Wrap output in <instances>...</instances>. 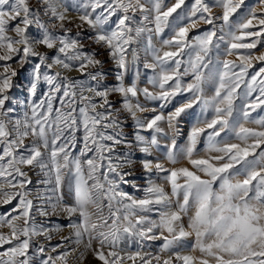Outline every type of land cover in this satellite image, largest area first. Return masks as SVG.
Masks as SVG:
<instances>
[{
  "label": "snow or ice",
  "instance_id": "obj_1",
  "mask_svg": "<svg viewBox=\"0 0 264 264\" xmlns=\"http://www.w3.org/2000/svg\"><path fill=\"white\" fill-rule=\"evenodd\" d=\"M70 8L77 14L75 20L68 15ZM213 8L220 13L213 15ZM66 24L77 29L87 25L92 42L107 49L121 69L117 86L100 87L104 72L87 70L102 69L103 61L96 52L83 51L85 45L69 35L72 28ZM201 24L211 28L190 37V31ZM32 27L39 36L30 34ZM57 28L63 35L56 34ZM165 29L169 35L157 46L153 37H163ZM142 42L145 55L150 56L143 68L151 71L148 83L155 91L138 88ZM40 46L45 50H39ZM258 46L261 50L253 51ZM49 51L54 52L51 57ZM14 57L20 64L29 57L38 58L29 91L35 97L43 79L49 92L38 102L33 100L22 119H11L12 109L5 108V103L11 99L7 93L16 72L8 63L0 65V206L12 205L0 214V264H35V256L29 254L33 238L50 242L52 233L63 232L59 226H38L35 216L57 213L70 220L79 217L78 223L69 224L71 233L60 237L76 247L55 257L48 255L40 264H69L68 258L76 252L80 262L91 254L101 264H125V260L133 264L137 260L140 264H264V116H252L264 109V0L252 7H244V0L211 4L207 0L191 4L186 0H73L71 4L36 0L35 7L31 0H0V61ZM257 63L258 70L249 75ZM129 65L135 75L125 85ZM41 66L48 71H79L98 83L93 87L88 79H72L61 71L42 74ZM188 76L191 81L185 83ZM112 93L121 96V108H114L109 100ZM183 93L191 95L167 114L141 103V96L158 100L163 109ZM57 94L59 106L54 108ZM196 105L201 106L204 119L196 120L187 143L178 146L180 117ZM124 112L134 121L137 146L146 156H152L154 147L161 148L158 136L163 135L168 140L163 145L165 161L172 165L187 161L188 166L178 168L165 167L159 159L140 162L146 173L153 169L167 173L162 180L170 191L151 178L143 198L120 190L119 184L128 183L125 177L132 175L121 169L135 163L115 151L121 144L133 147L119 138ZM81 129L83 147L74 156ZM140 131L150 132V138ZM201 137L205 144L198 149ZM24 169L42 175L45 179L40 183L54 185L51 190L57 193L55 202L48 197V207H39L37 213L32 212L33 201L28 198L27 186L33 181ZM65 193L73 199L71 205L62 203ZM151 213L159 219H152ZM132 240L163 243L159 254L136 252L125 257L118 246ZM184 247L200 255L183 254L178 249ZM34 251L44 254L45 244L35 245Z\"/></svg>",
  "mask_w": 264,
  "mask_h": 264
},
{
  "label": "rangeland",
  "instance_id": "obj_2",
  "mask_svg": "<svg viewBox=\"0 0 264 264\" xmlns=\"http://www.w3.org/2000/svg\"><path fill=\"white\" fill-rule=\"evenodd\" d=\"M68 4L73 3V0H67ZM193 0H186V4H191ZM208 3H214V0H207ZM31 4L33 7L36 5V0H31ZM258 4V0H244V7H252L256 6ZM243 10V8L241 9ZM69 11L72 13H75L71 8ZM220 13V9L218 8H213V15H218ZM44 20L47 21V17L43 18ZM76 18H73L75 20ZM220 21H217V24H219ZM66 27L72 28V32L69 34L72 38L78 39L82 41V43L85 45L83 51L85 52H96L97 56L96 58L100 59L103 61V68H89L87 71L90 72H95V71H103L104 72V78L99 81V85L101 88L104 87H114L119 84V81L117 79V74L121 71V69L118 68V66L110 59L108 56L107 49L101 48L98 45H95L92 42V36L93 33L90 29H88L87 25H84L82 28L77 29L74 24H66ZM211 28V25H205L201 24L198 26L197 29H193L190 31L189 35L190 37L196 34H200L206 30H209ZM56 34L58 35H63V33L57 28L54 30ZM29 32L33 36H39V30L35 27H32L29 29ZM79 33V35H77ZM169 35V32L167 29H165L164 36L163 37H158L154 36L153 40L154 42L157 43V46H159L158 41L161 38H167ZM219 35V33H218ZM23 47V46H21ZM133 47H136L133 45ZM223 48V43L221 45ZM39 50L44 51L42 46H40ZM261 50L260 46L257 47V49L253 50L255 52H259ZM131 51V49H130ZM187 51V50H186ZM240 51H246V50H240ZM54 54L53 51H49V56L51 57ZM215 56V52L212 54ZM140 64H139V70H140V78L138 81V88H144L148 87L150 91H155V89L152 88V86L148 83V77L151 75L150 70H146L143 68V62L145 59H150V56H146L144 51H143V42L141 43V49H140ZM19 58L14 57L13 60L7 61V62H2L0 61V65H3L4 63H8L11 65L12 69L15 70L16 75L12 77L11 83L12 87L8 91V95L10 96V100L5 103V108H11L12 111L9 113V117L13 120L15 119H22L24 116L25 112H28L30 110L29 106L33 103V100L36 102L39 101V99L44 98L48 92H49V86L47 85L46 82L41 79V82L37 86V92L36 96L32 97L30 94V85L33 80V71H34V65L38 63V58L36 57H29L27 61L24 64H20L17 62ZM228 59H235V57H228ZM260 65L257 63L255 68L249 69V75L253 73L254 71L258 70ZM183 70V69H181ZM41 73H45L46 71L48 72L49 75H53L56 71H61L62 75H66L69 78L72 79H78V80H86L88 79L86 76L81 74L79 71H66L58 68H53L51 71H48L45 69L43 66H41L40 69ZM0 72H3V67H0ZM135 75V68L129 65L128 71L124 76V83L125 85H129ZM191 77H184V82H190ZM97 81H92L88 79V84L90 86L95 87L97 85ZM243 89H241L242 91ZM207 95H211L210 92H206ZM190 93H183L180 96H177L175 99L172 100L171 103L167 104L166 107L163 109L160 108V101H147L141 96V103L146 104L150 108H156L157 111H163L165 114L168 112H171L174 110V108L177 106L178 102L185 101L188 96H190ZM255 95V94H254ZM58 99H59V94H57V101H54V108L58 107ZM99 99V98H97ZM109 100L113 103L114 108L119 109L122 107V98L118 93H112L109 96ZM237 105L240 104V101H236ZM79 107V105H77ZM155 113H144L141 114L142 116H152ZM207 116L211 118L212 113L209 110L207 113ZM252 116L254 118H259L261 116H264V109H258L257 112L252 113ZM121 119L124 120V123H122L121 127L123 129V135L119 138L123 139L125 143H131L133 147L131 149L126 148L123 144L116 146V154L120 155L122 158H127L135 161V167L138 169V175L136 176L137 181L133 183L134 181L131 180L130 178H126L125 180L128 181V183H120L119 187L120 190L128 193L134 198H143L144 196V189L148 187V180L149 177H155V182L158 184H163L166 191H170V186L162 180V177L164 175H167V173H159L155 169L151 173H146L141 165V161L144 159H150V160H156L159 159L161 161L165 162V167L168 168H178V167H184L188 166L187 161L181 160L179 164L172 165L170 163H167L165 161V158L163 156V145L168 142L167 139L164 138L163 135L158 136V140L160 141L161 148L156 149L155 147L152 149V156H146L145 153L141 152L139 150V146H137L136 140H135V134L138 131L135 127L134 121L128 116L126 112L122 113ZM197 119H204V116L201 114V106L196 105L194 108L188 110L185 114H182L180 117V121L178 123V128H179V134L177 135V145L178 146H183L187 143L188 141V135L190 133L191 127L196 123ZM79 123V120H78ZM247 127H255L253 124H248L246 125ZM165 127V132H168L169 130L167 129L166 125ZM109 133H112L113 130L109 129L107 130ZM141 135H144L146 137L151 136L150 132L147 131H140ZM82 129L80 132L77 133V142L75 145V148L72 149L73 155L78 156L80 149L83 147V142H82ZM223 135V134H222ZM27 143V141H26ZM111 143V142H107ZM205 144V140L203 137H201L199 144L197 145L198 149L202 148ZM259 151V150H258ZM93 153H88V156H92ZM87 157H82L81 159H86ZM132 173L133 167L129 168ZM25 171L29 172V177L32 179V184L27 186V190L30 192L29 199H32L33 201V213H37V209L39 207H48V204L50 203L48 201V197H52L53 200L51 202H55V196L57 193L52 192V188L54 185L52 184H43L40 183L42 179H45L42 175L38 176L35 171L24 169ZM126 168L121 169V171H125ZM114 175V174H112ZM73 199L68 196L65 193L64 200L62 203L71 205L73 203ZM16 201H13V204H15ZM106 203V202H105ZM12 205H6V206H0V214L4 213L6 209H10ZM50 211V209H49ZM107 212V209H105V213ZM152 219L158 220L159 216L157 213H151L149 214ZM186 219V218H185ZM35 220L38 226L44 227L47 229H52L57 226L61 227L63 229L62 233H52L53 239L49 241H45L43 237H35L33 238V247L29 249V254L34 255L36 260L35 264H40L41 260L47 259L48 255H52L55 257L58 253H62L65 250H70L72 247H76L75 245H70L60 239L61 236H68L72 229L69 228V224L72 222H79V217L78 216H73L71 220L68 218L66 214H61L57 213L55 215L49 214L48 216H40L36 215ZM5 232L7 229L4 230ZM61 240V241H60ZM192 241L191 239L187 241L188 244H190ZM39 243H44L45 244V253L44 254H39L35 253L34 248L35 245ZM162 241L156 240V241H150V240H132V241H125L124 243H121L118 246V250L121 251L122 255H125V257L129 254H135L136 252H141V253H150V254H159L160 253V248L162 245ZM60 244H64V247L58 248V252H52L51 248ZM93 246H97V242L93 241ZM80 250H83V245L80 246ZM183 254H192L195 256H199L200 253L197 252H189L187 247L184 248H179ZM165 257L168 255V253L163 254ZM79 256V252L74 253L73 256L68 258L69 264H101V262L94 260L91 254H88L86 258L80 262L77 260V257ZM72 258V259H71ZM57 264H61V262L57 261ZM125 264H133L132 261H127L125 260ZM135 264H140V261L137 260ZM155 264V262H153Z\"/></svg>",
  "mask_w": 264,
  "mask_h": 264
},
{
  "label": "bare ground",
  "instance_id": "obj_3",
  "mask_svg": "<svg viewBox=\"0 0 264 264\" xmlns=\"http://www.w3.org/2000/svg\"><path fill=\"white\" fill-rule=\"evenodd\" d=\"M68 15H69V17L71 18V19H73V18H76V16H77V14L76 13H71L70 11H69V13H68ZM135 164V163H134ZM132 167H133V171H134V173H132V175L131 176H127L126 178H130L131 180H133L134 182L133 183H135L136 181H137V179H136V176L138 175V169L135 167V165H132ZM125 171H130V169L129 168H126V170ZM149 178H151L154 182H155V177H149ZM61 241V240H60ZM72 259V258H71Z\"/></svg>",
  "mask_w": 264,
  "mask_h": 264
}]
</instances>
